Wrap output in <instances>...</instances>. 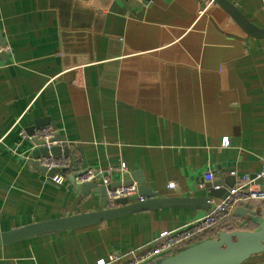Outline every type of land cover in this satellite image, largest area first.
I'll return each mask as SVG.
<instances>
[{"label":"crops","instance_id":"crops-1","mask_svg":"<svg viewBox=\"0 0 264 264\" xmlns=\"http://www.w3.org/2000/svg\"><path fill=\"white\" fill-rule=\"evenodd\" d=\"M229 1L264 27V0ZM0 36V233L100 208L98 194L83 196L67 175L56 183L27 162L35 146L21 130L40 118L65 138L73 167L113 169L111 182L139 173L157 197L208 196L207 172L236 185L260 171L264 37L217 4L0 0ZM246 204L260 213L238 209L230 221L256 230L264 201ZM206 212L165 207L36 236L0 247V264H96ZM243 264H264V253Z\"/></svg>","mask_w":264,"mask_h":264},{"label":"water","instance_id":"water-1","mask_svg":"<svg viewBox=\"0 0 264 264\" xmlns=\"http://www.w3.org/2000/svg\"><path fill=\"white\" fill-rule=\"evenodd\" d=\"M139 2V0H137ZM150 1V0H140ZM221 7L228 16L234 21L245 33L254 37H264V27L260 28L253 24L236 5L229 0H208ZM139 3L135 4L138 7ZM0 47H5V41L0 36ZM5 51L0 52V60L6 58ZM48 124L54 128L51 121L47 119H36L34 123L25 131L27 136H31L34 129L47 126ZM35 148L32 149L28 163L41 175L53 177L55 174H61L62 170L57 168L46 169L40 166L36 159L43 154L50 152L53 155L63 154L70 156L67 147L64 145L65 138L54 135L50 140L58 142L57 145H52L49 149L44 146V141L37 140L34 137L30 139ZM60 142V143H59ZM64 171V169H63ZM132 174L122 180L124 183H130L135 180L137 184V194L129 197H122L115 200L114 206L107 205L106 190L107 188L115 187L120 184V181L111 182L104 186L97 184L94 181L74 183L73 176H68V180L72 187L83 196H88L90 193L98 194L100 197V208L93 211L81 212L44 221H38L22 225L0 233V247L15 244L36 236L46 235L56 232L74 230L98 223H104L116 218H120L129 214L150 211L165 207H190L208 211L212 198H224L228 194V190L235 184V179L232 175L213 182H207L205 188L208 190V196L205 197H180L166 196L157 197L144 187L142 178H137ZM251 179L255 175L249 176ZM254 184L264 186L263 179H255ZM143 199L139 200L138 197ZM238 209L243 210V213L252 215L260 213L252 211V204H246L245 207H236L233 211L234 215ZM237 210V211H236ZM264 253V215L258 223L256 230H240L219 231L215 237L206 238L194 244H191L173 255H168L153 261L151 264H243L249 257Z\"/></svg>","mask_w":264,"mask_h":264},{"label":"built area","instance_id":"built-area-1","mask_svg":"<svg viewBox=\"0 0 264 264\" xmlns=\"http://www.w3.org/2000/svg\"><path fill=\"white\" fill-rule=\"evenodd\" d=\"M1 51H5V47H0ZM21 135H26L23 129L21 130ZM54 135V129L50 125H47L34 129L33 134L31 136L26 135V137L27 139L34 137L37 140L44 141V146L49 149L52 145L58 144L56 141L50 142ZM221 146H228V139L226 137L222 139ZM28 158L30 157L27 156L26 159ZM36 161L46 169L57 168L62 170L61 174H55L51 177L56 183H63L66 175H74L73 180L76 184L94 181L97 184L106 186L112 180L108 173L113 171V169H108V172L90 167L78 169L73 167L70 156L63 154L53 155L48 152L47 154L40 155ZM115 171L123 175L126 171L125 163L122 162ZM263 178L264 158L261 162V169L255 174L254 178L251 179L249 176H244L239 184L234 185L228 190V194L224 198H212L210 208L203 216L190 220L175 229L160 231L150 243L131 249L122 255H112L108 259H99L96 261V264H151L153 261L173 255L191 244L206 238L215 237L219 231L238 229L239 224H233L230 221V216L234 209L241 204L264 200V186L260 187L257 185L256 188H253L255 185L254 180ZM204 179L212 181L214 175L211 172H207L204 175ZM119 181L120 184L118 186L107 188L106 190L108 206H114L115 200L118 198L137 194V184L135 182L124 183L122 179H119ZM168 187L173 188L174 183H169ZM138 199L142 200L143 197L139 196ZM213 231L214 234L212 236H207Z\"/></svg>","mask_w":264,"mask_h":264},{"label":"trees","instance_id":"trees-1","mask_svg":"<svg viewBox=\"0 0 264 264\" xmlns=\"http://www.w3.org/2000/svg\"><path fill=\"white\" fill-rule=\"evenodd\" d=\"M212 234H214V231H213V232H211V233H209L207 236H212Z\"/></svg>","mask_w":264,"mask_h":264},{"label":"bare ground","instance_id":"bare-ground-1","mask_svg":"<svg viewBox=\"0 0 264 264\" xmlns=\"http://www.w3.org/2000/svg\"><path fill=\"white\" fill-rule=\"evenodd\" d=\"M222 142V141H221ZM260 187H262V186H260ZM257 201H264V200H257Z\"/></svg>","mask_w":264,"mask_h":264}]
</instances>
